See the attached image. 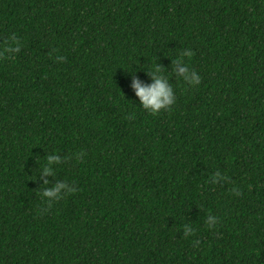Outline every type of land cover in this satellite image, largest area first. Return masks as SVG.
Masks as SVG:
<instances>
[{
	"label": "trees",
	"instance_id": "trees-1",
	"mask_svg": "<svg viewBox=\"0 0 264 264\" xmlns=\"http://www.w3.org/2000/svg\"><path fill=\"white\" fill-rule=\"evenodd\" d=\"M0 264H264V0H0Z\"/></svg>",
	"mask_w": 264,
	"mask_h": 264
}]
</instances>
